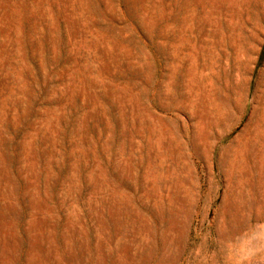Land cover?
<instances>
[{
  "label": "rangeland",
  "instance_id": "1",
  "mask_svg": "<svg viewBox=\"0 0 264 264\" xmlns=\"http://www.w3.org/2000/svg\"><path fill=\"white\" fill-rule=\"evenodd\" d=\"M260 23L264 0H0V264H264Z\"/></svg>",
  "mask_w": 264,
  "mask_h": 264
},
{
  "label": "crops",
  "instance_id": "2",
  "mask_svg": "<svg viewBox=\"0 0 264 264\" xmlns=\"http://www.w3.org/2000/svg\"><path fill=\"white\" fill-rule=\"evenodd\" d=\"M248 47L254 50L252 59L249 60L245 53L242 58L243 62L249 63L247 80L249 88L253 87V113L257 117H254L253 127L249 124L243 133L245 135L247 128L252 129L254 137L262 139L261 143H264V23L255 27L252 43Z\"/></svg>",
  "mask_w": 264,
  "mask_h": 264
}]
</instances>
